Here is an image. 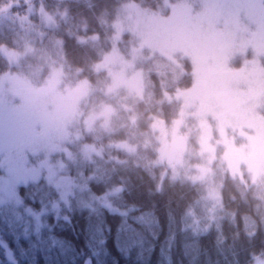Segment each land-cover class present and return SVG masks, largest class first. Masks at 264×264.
Masks as SVG:
<instances>
[{
  "label": "trees",
  "instance_id": "16d2710c",
  "mask_svg": "<svg viewBox=\"0 0 264 264\" xmlns=\"http://www.w3.org/2000/svg\"><path fill=\"white\" fill-rule=\"evenodd\" d=\"M131 3L170 12L165 0H0V78L16 74L42 86L61 70L72 85L87 82V116L114 110L107 129L99 121L70 146L68 206L57 210L59 192L40 180L18 188L21 205L0 210V264H11L1 242L17 264H254L264 257V180L241 181L216 162L222 208L213 216L206 179L163 176L157 164L152 124H175L181 95L193 85L192 61L157 55L141 67L143 98L106 94L110 79L96 65L111 49L119 10ZM2 47L21 55L18 65ZM82 145L99 154L86 158Z\"/></svg>",
  "mask_w": 264,
  "mask_h": 264
},
{
  "label": "rangeland",
  "instance_id": "374dc122",
  "mask_svg": "<svg viewBox=\"0 0 264 264\" xmlns=\"http://www.w3.org/2000/svg\"><path fill=\"white\" fill-rule=\"evenodd\" d=\"M170 12L154 15L135 3L121 7L110 51L96 65L106 72V94L125 92L143 98L142 66L150 58L178 56L193 63V85L182 95L175 124L155 120L157 164L163 176L207 180L213 216L222 208L214 164H224L233 178L251 184L264 180V0H165ZM48 25L53 18L43 14ZM125 35L126 38H125ZM11 65L21 55L1 48ZM86 81L72 85L61 70L42 86L6 74L0 78V210L18 206V188L45 180L60 194L56 209L68 206L75 190L68 168L70 146L100 123L107 129L114 110L86 115ZM100 121V122H99ZM193 139L194 145L191 146ZM86 158L99 152L82 145ZM214 177V178H213ZM31 214L40 220V214ZM11 264L12 250L1 242ZM254 264H264L259 257Z\"/></svg>",
  "mask_w": 264,
  "mask_h": 264
}]
</instances>
